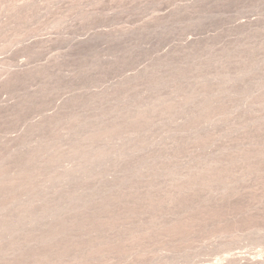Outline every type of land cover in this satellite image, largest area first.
Masks as SVG:
<instances>
[{
  "label": "rangeland",
  "instance_id": "obj_1",
  "mask_svg": "<svg viewBox=\"0 0 264 264\" xmlns=\"http://www.w3.org/2000/svg\"><path fill=\"white\" fill-rule=\"evenodd\" d=\"M0 264H264V0H0Z\"/></svg>",
  "mask_w": 264,
  "mask_h": 264
},
{
  "label": "bare ground",
  "instance_id": "obj_2",
  "mask_svg": "<svg viewBox=\"0 0 264 264\" xmlns=\"http://www.w3.org/2000/svg\"><path fill=\"white\" fill-rule=\"evenodd\" d=\"M23 72V71H22ZM17 73V72H16ZM14 76V75H13Z\"/></svg>",
  "mask_w": 264,
  "mask_h": 264
}]
</instances>
